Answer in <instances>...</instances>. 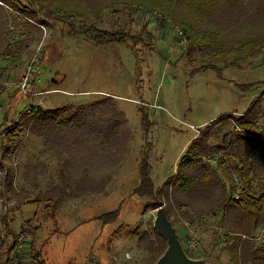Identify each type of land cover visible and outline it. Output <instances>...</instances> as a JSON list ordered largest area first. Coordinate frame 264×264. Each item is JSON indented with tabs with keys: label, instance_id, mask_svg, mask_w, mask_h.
Wrapping results in <instances>:
<instances>
[{
	"label": "rangeland",
	"instance_id": "obj_1",
	"mask_svg": "<svg viewBox=\"0 0 264 264\" xmlns=\"http://www.w3.org/2000/svg\"><path fill=\"white\" fill-rule=\"evenodd\" d=\"M17 2L19 9L0 2V264H36L37 251L44 264H154L158 257L150 259L142 247L146 241H138L143 233L154 237L156 215V208L143 207L150 197L134 192L141 159L142 166L149 164L154 186H167L191 154L190 139L213 118L239 113L260 97L254 101L256 122L264 127V49L224 61L217 50L188 45L180 24L151 0L102 2L96 15L49 13L46 1ZM223 19L209 23L216 27ZM92 25L122 38L95 42L88 38ZM222 25L223 34L235 31L226 21ZM239 83L247 84L245 90ZM97 99L121 111L117 130L123 143L102 145L103 137L89 138L80 126L58 130V136L67 133L56 139L33 129L44 125L42 115L28 111L37 105L84 106ZM27 111L29 122L6 134L11 131L4 126ZM233 125L230 119L212 125L207 143L227 142ZM225 154L211 148L200 156L218 164L219 157L227 158L231 166L233 157ZM163 194L156 199L168 207L187 255L233 264L223 248L226 230L219 214L187 220ZM50 196H63L55 222L44 207ZM119 225L121 233L112 235ZM252 233L255 244L264 243V223L257 222Z\"/></svg>",
	"mask_w": 264,
	"mask_h": 264
},
{
	"label": "trees",
	"instance_id": "obj_2",
	"mask_svg": "<svg viewBox=\"0 0 264 264\" xmlns=\"http://www.w3.org/2000/svg\"><path fill=\"white\" fill-rule=\"evenodd\" d=\"M35 1L39 2L40 5H43L46 1L45 7L49 8V13H54L55 10L56 12L63 10L64 12L80 11L79 13L83 12L85 15L87 13L98 14L102 2L112 1V4L115 3V0H86L85 2L84 0ZM162 1L151 0V3L159 2L158 8L160 7L161 10L172 16L180 24L190 46L204 45L213 51L217 50V55L223 57L222 60L224 61L228 59V56L232 57L228 60H238L264 49V0H165V3ZM0 2L7 5L11 4V6L16 7L15 9L20 8L17 0H0ZM104 3H102V9ZM214 18H224L223 22L226 21V25L230 24L231 29L235 31L227 30L223 34V29L220 28L223 26V22L216 27L214 23H209V20ZM92 28L94 31L88 34V38L95 42L105 43L109 40L116 41L122 38L112 37L113 32L107 29H101L93 25ZM240 30L243 31L239 32ZM213 68H216V66L213 65ZM195 71L197 70L192 72ZM246 85V83H239L238 87L245 90ZM261 95L264 97V89L261 90ZM254 101L259 102L260 97H257ZM254 101L239 113L231 111L218 115L203 129L199 130L190 139L188 152H191V154L187 155L185 166L181 169L180 166L177 167L175 179L167 186L159 188L154 186L148 172L149 164L146 160V166H142L141 159L139 164L141 178L134 188V192L137 194L150 197V200H146L143 205L145 209L156 208L160 205L161 200L156 198L164 193L163 196L169 197L187 220L193 221L195 218L200 219L203 216L219 214V226L226 230L224 232L223 241L225 245L223 248L226 249L233 264H264V243L255 244V237L252 233V228L257 222L264 223V137L261 134L263 126L261 127L256 122L257 109L254 106ZM72 107L74 109L80 107L83 109L84 107L88 114L85 110L81 114H67L66 111L73 109ZM86 107L88 108L86 109ZM114 107L101 99H97L84 106L70 104L42 109L41 106L37 105L34 107L35 109L28 111H32L31 115L32 113L33 115H42L44 125L38 128L33 126V129H37V132L44 137L62 138L65 137L64 134L67 132L63 131V134L58 136L56 134L58 130L73 131L76 128L83 127L84 133L89 138L98 139L103 137L102 145L106 142H119L120 144L123 143L124 138L122 131L117 130L120 125L118 121H122L118 117L121 115V111ZM28 111L21 113L20 119L12 121L10 126L5 125L4 129L11 131V133H5L16 134L17 131H20L22 126L30 120V118L28 119L30 115ZM226 119L232 120L234 124L227 132V142L208 144L207 138L212 125H219L222 120ZM81 122L85 125L81 126ZM76 136L75 133L72 139L75 140ZM225 137L226 134L222 135V139ZM194 147L197 148L192 151ZM211 148L225 149V156L233 157L234 162L232 165L226 164L227 158L222 157L217 159L221 162L220 164L216 163L217 161L212 163L202 160L200 155L207 153ZM238 179L241 180L239 189L235 186ZM255 180H258V182L254 185ZM56 188L59 190L63 186ZM62 199L63 196L56 198L50 196L44 202V207L47 210L46 215L53 222L56 221V212ZM38 201L33 199L31 202L38 206L40 204ZM164 208L167 216L168 207L165 206ZM122 229L123 227L119 225V227L112 230L111 234H120ZM126 231L128 233L136 232L132 229ZM152 233L153 238L145 236L143 233L138 236V241L144 238V241H146L145 246L140 243L139 245H142L149 253L150 259L154 260L166 248V240L154 227ZM31 245L30 248H32ZM32 258H35L34 262L36 264H44V259L39 251L36 254L33 252Z\"/></svg>",
	"mask_w": 264,
	"mask_h": 264
},
{
	"label": "water",
	"instance_id": "obj_3",
	"mask_svg": "<svg viewBox=\"0 0 264 264\" xmlns=\"http://www.w3.org/2000/svg\"><path fill=\"white\" fill-rule=\"evenodd\" d=\"M153 227L166 240V248L158 256L154 264H214L205 259H196L187 255L174 226L166 216L165 208L161 204L156 207Z\"/></svg>",
	"mask_w": 264,
	"mask_h": 264
},
{
	"label": "built area",
	"instance_id": "obj_4",
	"mask_svg": "<svg viewBox=\"0 0 264 264\" xmlns=\"http://www.w3.org/2000/svg\"><path fill=\"white\" fill-rule=\"evenodd\" d=\"M178 30V33H182V30L181 29H177ZM25 79H26V77H23V80L25 81ZM261 134H262V136L264 137V127L262 128V130H261Z\"/></svg>",
	"mask_w": 264,
	"mask_h": 264
}]
</instances>
